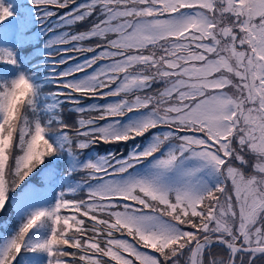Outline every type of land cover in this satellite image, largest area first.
<instances>
[{
	"label": "snow or ice",
	"instance_id": "snow-or-ice-1",
	"mask_svg": "<svg viewBox=\"0 0 264 264\" xmlns=\"http://www.w3.org/2000/svg\"><path fill=\"white\" fill-rule=\"evenodd\" d=\"M22 7L0 0V212L17 221L0 264H264V0Z\"/></svg>",
	"mask_w": 264,
	"mask_h": 264
},
{
	"label": "trees",
	"instance_id": "trees-1",
	"mask_svg": "<svg viewBox=\"0 0 264 264\" xmlns=\"http://www.w3.org/2000/svg\"><path fill=\"white\" fill-rule=\"evenodd\" d=\"M17 2H19L20 4L23 5V3H22L23 0L22 1L17 0ZM80 2H82V0H77V3H80ZM70 7H72V6L70 5ZM50 10L54 11L56 13V16H53L50 18V24H53L54 21H56L60 15H63L66 11H68V9H58V8H50ZM88 23L89 22H85L84 24L74 25L70 29H59V30H67V31H71V32L82 31L87 27ZM37 27H38V24L36 26H34V30ZM43 39H44L43 37H40V41H42ZM84 43L87 45L89 43H94V41H86ZM37 47H42V43H38ZM64 47H70V45H66ZM67 55L69 57H76V59L77 58L80 59V58L87 57L88 55H91V54H89V53L80 54V53L72 52V53H68ZM72 60H74V59H72ZM72 60H70V61H72ZM91 115H95V114L92 113ZM131 143L132 142L130 141L127 146H125V145H101L97 149V151L100 154H104V152L106 150L114 151V150H117L119 148V149L124 150L123 154L126 155L127 149L130 148ZM77 179H78V177H77ZM77 195H79V194H77ZM16 226H17V221H16L15 215L12 212V210L9 209L8 211L0 212V233L6 234L7 232L12 231Z\"/></svg>",
	"mask_w": 264,
	"mask_h": 264
},
{
	"label": "rangeland",
	"instance_id": "rangeland-1",
	"mask_svg": "<svg viewBox=\"0 0 264 264\" xmlns=\"http://www.w3.org/2000/svg\"><path fill=\"white\" fill-rule=\"evenodd\" d=\"M22 1V0H21ZM21 10L22 11H25V10H27V4H25L24 5V7H22L21 8ZM35 11V10H34ZM55 22L56 21H54V23L53 24H55ZM34 31H39V26L37 27V28H35V30ZM57 31H65V30H59V29H57ZM49 35H54L53 33H50ZM46 39V38H45ZM86 57H84V58H80V59H74V60H72V61H70L69 62V65L68 66H71V65H74L75 63H77V62H82L84 59H85ZM89 71H91V70H89ZM80 75H82V74H80ZM109 99H113V98H109ZM88 102H91V101H87L86 103H88ZM96 102H99V103H103L104 101H96Z\"/></svg>",
	"mask_w": 264,
	"mask_h": 264
}]
</instances>
